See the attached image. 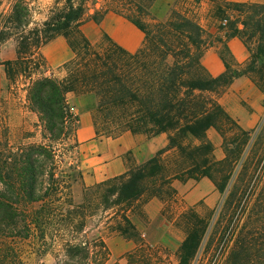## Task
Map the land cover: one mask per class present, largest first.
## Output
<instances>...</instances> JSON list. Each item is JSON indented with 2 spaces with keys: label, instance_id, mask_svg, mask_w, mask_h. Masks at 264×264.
<instances>
[{
  "label": "trees",
  "instance_id": "obj_1",
  "mask_svg": "<svg viewBox=\"0 0 264 264\" xmlns=\"http://www.w3.org/2000/svg\"><path fill=\"white\" fill-rule=\"evenodd\" d=\"M98 2L0 0V52L8 41L15 49L14 57L0 63L7 88L15 109L22 104L38 118L35 130L21 129L22 136H16L2 114L0 264L23 263L12 244L18 238H37L56 264H119L110 262L107 237L114 234L137 241L126 264H153L149 258L137 260L148 245L130 213L144 196L171 195L172 180L202 177L226 192L230 204L239 201L237 218H244L224 264H264V123L256 132L245 129L219 101L243 75L264 94V3L177 0L171 15L160 20L152 14L156 0ZM109 11L144 33L140 48L130 52L106 33L90 40L83 25L101 22ZM58 36L68 40L73 55L58 67L60 75L46 74L41 49ZM231 37L250 50L246 68L228 64L222 75L211 77L201 58ZM19 90L26 92L25 100ZM69 93L97 98V113L107 125L102 132L95 118L98 136L166 133L167 147L119 176L86 186L82 201L75 202L77 178L62 171L59 161L67 140L77 145L79 118ZM212 128L222 137L221 159L208 135ZM200 240L194 232L183 241L180 264L190 263Z\"/></svg>",
  "mask_w": 264,
  "mask_h": 264
},
{
  "label": "crops",
  "instance_id": "obj_2",
  "mask_svg": "<svg viewBox=\"0 0 264 264\" xmlns=\"http://www.w3.org/2000/svg\"><path fill=\"white\" fill-rule=\"evenodd\" d=\"M229 1L264 3V0ZM209 30L216 32L212 27H209ZM111 36L115 42L130 52L140 48L144 41V33L140 30L133 38H123V36L118 38L112 33ZM224 43H226V47H224ZM224 49L227 58L224 56ZM250 55V50L240 38L231 37L223 43L217 42L209 47L202 56L201 62L211 77H217L226 71L228 64H244L249 60ZM71 57L68 56L63 61L65 62ZM257 91L259 89L251 79L243 75L234 79L220 96L219 101L226 111L237 119L245 129L253 128L261 119L263 112L260 100H248L246 104V100H242L245 96L243 93L250 94ZM69 94L80 97V95L74 93ZM86 98L97 100V98L90 96ZM249 104L254 107V110L247 106ZM248 118H253L254 121L248 123ZM208 134L217 146L221 145V136L214 128L210 129ZM76 138V151L80 156L78 169L81 172L80 179L84 186H91L119 176L131 166L145 163L160 150L166 148L169 143L166 133L148 136L144 133L126 131L115 136H98L92 116L86 117L80 123L76 131ZM215 152L218 159L224 157L221 147ZM170 186L172 189L171 195H165L164 197L144 196L139 207L130 213V218L147 245L178 251L184 238L172 228V221L166 215V207L170 205L174 210L184 211L204 204L209 208H214L220 200V192L208 177H202L199 180L174 179ZM107 243L111 251V259L115 258L121 264L124 260L125 264L127 263L124 255L137 247L136 241L118 234L108 236Z\"/></svg>",
  "mask_w": 264,
  "mask_h": 264
},
{
  "label": "rangeland",
  "instance_id": "obj_3",
  "mask_svg": "<svg viewBox=\"0 0 264 264\" xmlns=\"http://www.w3.org/2000/svg\"><path fill=\"white\" fill-rule=\"evenodd\" d=\"M38 1H40L43 5L51 2V0ZM101 1L102 0H99L98 6H100ZM176 4L177 0H156L152 8V14L160 20H165L171 15L172 10L176 8ZM187 6L194 11L197 10L191 3ZM201 12L205 14L207 10L202 9ZM82 29L93 42L100 40L104 33H106L113 40L114 38L111 36V33L116 35L118 38H121L122 36L123 38H133L136 37V33L140 30L129 20L112 11L107 12L101 22H94L93 20L86 21ZM41 53L47 63V70L43 69V71L46 74L55 73L57 75H60L58 67L62 64V62H64L63 60L73 54L68 40L64 36H58L43 46ZM14 55V43L13 41H8L0 52V63L5 59L14 57ZM232 66L243 70L246 68L243 64H236ZM249 78L251 79V77ZM22 88L23 85L21 83L20 89ZM259 91L250 94L243 93L245 96L242 98V100H246V104L248 100L261 101V109L263 112L261 119L253 128L248 129L253 130L254 132L260 130L264 123V94L260 89ZM19 94L21 99L25 100L26 92L24 90H19L18 95ZM13 97L14 94L7 88L4 66L0 64V137L2 134V122H4L2 118L3 113H5L6 116L5 122L8 124L10 129H12L14 135L22 136V134H19L21 129L25 131L35 130L34 124L38 120L37 115L25 110L22 104L21 107L18 105L19 107L15 109L16 105L12 103V100H14ZM68 99L75 114H77L79 118L77 128L86 117L92 116L94 121L96 117L100 119V130L104 132L107 125L105 124L103 114L97 113L98 100H95L94 98H86L84 96L78 97L73 94H69ZM247 106L254 110V107H251L250 104ZM253 121V118H248L247 120L248 123H252ZM214 145L215 150L221 147L222 152L224 153L222 141L220 146H217L215 142ZM73 146L74 139L72 138L67 140L66 143L62 145L61 151H65L63 155L64 158H59V161H61L60 169L62 171L72 174L75 178H77L73 184L72 191L74 201L78 203L83 199L84 189L86 186L82 185V181L80 179V170L78 169L80 156L78 151H76V147ZM214 154L218 159L216 152H214ZM238 203L239 201L234 202L233 204L227 202V193L225 192L224 194L220 193V200L214 208H209L204 204L199 205L197 208L187 209L184 211L174 210L170 205L166 207V215L169 220L172 221V228L177 234L184 238L183 241L194 232L198 235L201 234V240L197 251L189 264H224L230 246L233 243V235L236 233V230H238L237 228H240L242 222H244V218L241 221L237 218V210L239 209V207H237ZM12 244L17 249L23 262L22 264H56V260L51 252L42 251L39 246L41 243L38 242L37 238H31L28 240L18 238L12 240ZM56 247H54V250L57 249ZM180 251L181 250L172 251L163 247H152L148 245V247L143 249L142 254L139 255L140 257L137 258V260L141 261L143 260L142 258L145 257L153 260V264H180ZM110 262H118L121 264L115 258H112ZM142 262H144V260ZM123 264H125V260L123 261Z\"/></svg>",
  "mask_w": 264,
  "mask_h": 264
}]
</instances>
